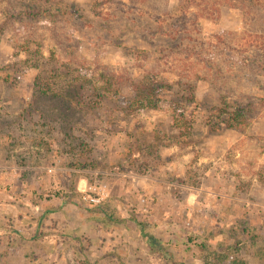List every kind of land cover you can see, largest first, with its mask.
Here are the masks:
<instances>
[{"label": "rangeland", "instance_id": "1", "mask_svg": "<svg viewBox=\"0 0 264 264\" xmlns=\"http://www.w3.org/2000/svg\"><path fill=\"white\" fill-rule=\"evenodd\" d=\"M132 1L0 0V264H264V105L221 113L264 102L241 14Z\"/></svg>", "mask_w": 264, "mask_h": 264}, {"label": "trees", "instance_id": "2", "mask_svg": "<svg viewBox=\"0 0 264 264\" xmlns=\"http://www.w3.org/2000/svg\"><path fill=\"white\" fill-rule=\"evenodd\" d=\"M177 3L170 4L171 0H162L161 3L151 5L148 0H133L131 6L133 9H139L147 12L150 7L154 12L152 18L157 22L159 18L164 17L171 28L176 31L190 32L189 26H194L199 18L212 21L217 17L222 8L235 9L239 11L243 18L245 31L240 38L241 47H253L254 53L251 56H242L240 61L243 66L254 67L264 72V0H176ZM149 5V6H148ZM150 12V9L148 10ZM189 14V15H188ZM34 16V14H29ZM246 50V48H245ZM156 87H165L163 84ZM137 100L141 105L155 108V102H161L160 97H154V83H138L134 87ZM239 102L233 105L228 111L221 110L226 115V123L230 127H237L240 124L247 123L264 102L260 99L239 95ZM237 100V101H238ZM153 103V104H152ZM102 213L111 219V213L102 208ZM203 264H245L242 260L231 258L228 260L226 252L208 253Z\"/></svg>", "mask_w": 264, "mask_h": 264}, {"label": "built area", "instance_id": "3", "mask_svg": "<svg viewBox=\"0 0 264 264\" xmlns=\"http://www.w3.org/2000/svg\"><path fill=\"white\" fill-rule=\"evenodd\" d=\"M90 201L93 202V203H96V202L99 201V198H91Z\"/></svg>", "mask_w": 264, "mask_h": 264}]
</instances>
